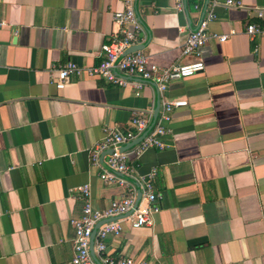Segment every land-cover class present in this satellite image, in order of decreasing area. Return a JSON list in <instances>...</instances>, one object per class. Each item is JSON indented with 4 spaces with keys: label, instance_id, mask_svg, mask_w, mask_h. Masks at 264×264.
I'll return each mask as SVG.
<instances>
[{
    "label": "crops",
    "instance_id": "0c3cea01",
    "mask_svg": "<svg viewBox=\"0 0 264 264\" xmlns=\"http://www.w3.org/2000/svg\"><path fill=\"white\" fill-rule=\"evenodd\" d=\"M238 1L242 8L183 0L182 12L175 0L136 1V47L161 67L195 60L181 48L211 8L208 33L227 35L199 50L202 72L160 94L137 79L139 89L98 77L70 76L61 90L51 82L53 64L101 62V47L121 37L112 13L122 0H0V264H71L77 188L89 184L96 209L124 194L100 178L108 152L93 166L90 149L105 126L134 131L133 112L150 122L156 106L170 147L131 164L140 175L156 170L160 210L150 226L133 229L124 219L105 254L149 264H264V0ZM247 24L263 33L247 35ZM168 100L186 105L162 120Z\"/></svg>",
    "mask_w": 264,
    "mask_h": 264
},
{
    "label": "built area",
    "instance_id": "2783aa9c",
    "mask_svg": "<svg viewBox=\"0 0 264 264\" xmlns=\"http://www.w3.org/2000/svg\"><path fill=\"white\" fill-rule=\"evenodd\" d=\"M137 0H122L123 9L112 13V20L119 26L121 37L101 47L103 59L97 65L79 66L72 61L63 64H53L49 69V77L56 89L64 88L70 76L98 77L106 82L125 87L131 84L134 88H141L142 84L155 85L161 94L169 83L198 74L204 70V63L200 59L199 50L210 39L224 42L227 35H210L208 24L214 19L213 9L207 10L200 18L196 27L188 32L181 54L185 57L194 56L191 62L161 67L152 63L148 56L140 50L128 52L139 45L143 38V26L136 14ZM211 7L222 4L227 8H242L238 0H209ZM197 8V6H195ZM175 9L179 12L185 10L183 0H175ZM260 15V14H259ZM2 23L0 22V25ZM249 36L261 35L263 30L256 24H247L245 28ZM134 79L139 81H133ZM186 105L185 100H168L162 102V120L169 119V113ZM134 131L122 132L116 125H107L103 128V137L90 149L91 165L97 166L100 154L108 152L106 169H102L100 178L106 184H117L124 188V194L114 199L103 209H96L92 205L89 184L77 188L78 198L82 202L81 215L72 218L70 224L74 231L72 240L73 256L71 264H149L145 261H135L129 257H113L105 254L106 239L122 232V222L126 219L131 228L138 229L152 224L153 216L159 212L158 201L161 196L155 193L153 180L156 170L152 169L144 175L137 174L132 161L138 159L149 149L159 150L170 147L165 140L169 130L157 123L135 146L123 150L122 146L140 136L147 128L149 119L139 112H133L130 121ZM126 178L134 180L141 192L140 201L133 209L137 190ZM131 211V213H130ZM123 216H127L122 218ZM97 227L94 238L92 234ZM91 244L96 254L93 258Z\"/></svg>",
    "mask_w": 264,
    "mask_h": 264
},
{
    "label": "water",
    "instance_id": "95a60500",
    "mask_svg": "<svg viewBox=\"0 0 264 264\" xmlns=\"http://www.w3.org/2000/svg\"><path fill=\"white\" fill-rule=\"evenodd\" d=\"M139 49H140V48L134 46V47L130 48V49L128 50V52H134V51H137V50H139ZM152 86L155 88V90L157 91V93H159L158 90H157V88H156V86H155V85H152ZM158 109H159L158 106H156L155 111H154V113H153V118H152V120L149 122V124H148L146 130H145L140 136H138L136 139H134V140L130 141L129 143H127L126 145L122 146V149H123V150H127V149H129V148L135 146V145H136L137 143H139V142L143 139V137H144V136H145V135H146V134H147V133L153 128V127H154V125H155V121H156V118H157V115H158ZM126 179H127L129 182H131V183L136 187V190H137V196H136V200H135V203H134V206H133V209H135V208L137 207L139 201H140V198H141L140 188H139L138 184H137L134 180H132L131 178H126ZM130 213H131V211H130ZM97 227H98V226H96V228L94 229V232H93V234H92V240H93V238H94V235H95V232H96V230H97ZM90 251L92 252V244H91Z\"/></svg>",
    "mask_w": 264,
    "mask_h": 264
}]
</instances>
